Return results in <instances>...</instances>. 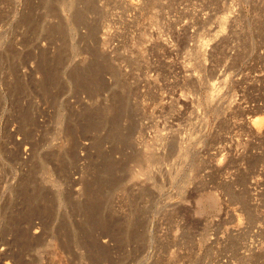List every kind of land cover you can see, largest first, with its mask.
<instances>
[{
    "label": "rangeland",
    "instance_id": "rangeland-1",
    "mask_svg": "<svg viewBox=\"0 0 264 264\" xmlns=\"http://www.w3.org/2000/svg\"><path fill=\"white\" fill-rule=\"evenodd\" d=\"M0 264H264V0H0Z\"/></svg>",
    "mask_w": 264,
    "mask_h": 264
},
{
    "label": "bare ground",
    "instance_id": "bare-ground-1",
    "mask_svg": "<svg viewBox=\"0 0 264 264\" xmlns=\"http://www.w3.org/2000/svg\"><path fill=\"white\" fill-rule=\"evenodd\" d=\"M215 90H216V89H215ZM261 122H262V118L258 117V118H256V119L253 120V125L256 126V127H259V126L261 125ZM203 202L206 203V205H208V206L210 207V209L216 207V206H215V203H216V202H215V199H213V197L210 196V195L207 196V197L204 199Z\"/></svg>",
    "mask_w": 264,
    "mask_h": 264
}]
</instances>
